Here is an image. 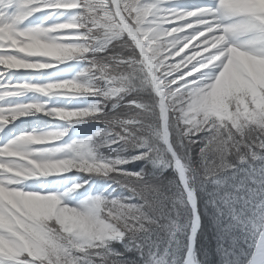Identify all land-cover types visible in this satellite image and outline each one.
Listing matches in <instances>:
<instances>
[{
  "label": "snow or ice",
  "instance_id": "1",
  "mask_svg": "<svg viewBox=\"0 0 264 264\" xmlns=\"http://www.w3.org/2000/svg\"><path fill=\"white\" fill-rule=\"evenodd\" d=\"M0 264H264V0H0Z\"/></svg>",
  "mask_w": 264,
  "mask_h": 264
},
{
  "label": "rangeland",
  "instance_id": "2",
  "mask_svg": "<svg viewBox=\"0 0 264 264\" xmlns=\"http://www.w3.org/2000/svg\"><path fill=\"white\" fill-rule=\"evenodd\" d=\"M177 59H179V58H177Z\"/></svg>",
  "mask_w": 264,
  "mask_h": 264
},
{
  "label": "trees",
  "instance_id": "3",
  "mask_svg": "<svg viewBox=\"0 0 264 264\" xmlns=\"http://www.w3.org/2000/svg\"><path fill=\"white\" fill-rule=\"evenodd\" d=\"M118 191H119V189H118Z\"/></svg>",
  "mask_w": 264,
  "mask_h": 264
}]
</instances>
